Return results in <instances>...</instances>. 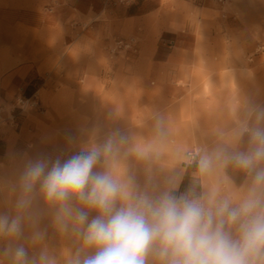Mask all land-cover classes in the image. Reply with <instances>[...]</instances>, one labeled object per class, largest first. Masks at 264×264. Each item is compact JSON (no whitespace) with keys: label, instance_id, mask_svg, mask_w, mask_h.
<instances>
[{"label":"crops","instance_id":"0c3cea01","mask_svg":"<svg viewBox=\"0 0 264 264\" xmlns=\"http://www.w3.org/2000/svg\"><path fill=\"white\" fill-rule=\"evenodd\" d=\"M95 1L0 0V49L12 50L16 64H42L57 83L39 92L41 120L6 135L3 156H71L119 131L126 142L116 158H102L94 170L132 176L152 192L170 180L180 188L184 172L177 165L193 145H245L248 136L238 137L237 129L251 105L250 77L207 73L211 59L196 44L182 42L142 41L135 45L137 56L109 60L110 42L81 37L80 19L96 14ZM71 17L76 24L70 26ZM202 176L204 193L219 191L223 177L233 184L247 179L222 164Z\"/></svg>","mask_w":264,"mask_h":264},{"label":"clouds","instance_id":"9594fccd","mask_svg":"<svg viewBox=\"0 0 264 264\" xmlns=\"http://www.w3.org/2000/svg\"><path fill=\"white\" fill-rule=\"evenodd\" d=\"M245 135L246 150L221 146L196 160L202 173L216 164L242 170L249 183L238 201L191 187L181 192L175 180L150 192L132 176L94 170L102 158H116L118 145L126 142L119 131L67 159L30 158L18 178L16 214L0 213V237L17 241L0 249V255L13 264H57L47 250L30 256L19 243L38 185L46 202L59 205L56 219L61 229L72 220L90 250L77 249L67 264H149L150 258L157 264H264V106L247 109L237 129L238 137ZM73 199L83 207H75ZM89 212L96 214L90 219ZM43 235L37 231L31 239Z\"/></svg>","mask_w":264,"mask_h":264},{"label":"rangeland","instance_id":"374dc122","mask_svg":"<svg viewBox=\"0 0 264 264\" xmlns=\"http://www.w3.org/2000/svg\"><path fill=\"white\" fill-rule=\"evenodd\" d=\"M95 8L96 14L80 19L81 37L84 41L110 42L109 60L137 56L135 45L142 41L196 44L201 56L215 64L204 66V71L209 74L240 73L241 77L245 74V79L251 78L254 90L251 105L264 106V0H96ZM74 19L68 18L66 24H76ZM13 54L8 48L0 49V213L15 215V202L20 195L19 175L27 160L38 156H3L6 135L18 132L25 122L41 120L45 108L39 92L57 83L51 79L50 72L42 70V64H16ZM218 62L224 65L219 66ZM47 99L50 97L42 96V100ZM244 141L240 150L249 146V138ZM217 147L221 145L196 144L185 152L177 165V171L184 172L179 191L191 187L204 193L201 189L203 176L196 160L205 151L211 152ZM232 147L233 151L237 150L236 146ZM69 153L60 156L61 159L70 157ZM44 157L54 160L57 156ZM246 178L243 184H233L223 177L219 191L214 187L208 194L230 195L238 201L249 183L247 175ZM72 202L76 207V201ZM58 209V204L45 201L37 185L23 222L24 239L19 243L24 244L30 256L47 250L57 264H67L77 249L90 250L84 248L74 230L78 226L72 220L65 221L66 230L61 229L56 219ZM37 231L44 234L43 239L33 242L31 237ZM16 242L0 237V249ZM0 264L13 262L0 255ZM149 264L157 262L150 258Z\"/></svg>","mask_w":264,"mask_h":264}]
</instances>
